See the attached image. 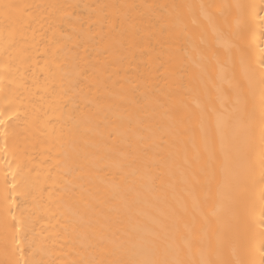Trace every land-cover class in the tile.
<instances>
[{
  "label": "bare ground",
  "instance_id": "1",
  "mask_svg": "<svg viewBox=\"0 0 264 264\" xmlns=\"http://www.w3.org/2000/svg\"><path fill=\"white\" fill-rule=\"evenodd\" d=\"M0 264H264V0H0Z\"/></svg>",
  "mask_w": 264,
  "mask_h": 264
},
{
  "label": "snow or ice",
  "instance_id": "2",
  "mask_svg": "<svg viewBox=\"0 0 264 264\" xmlns=\"http://www.w3.org/2000/svg\"><path fill=\"white\" fill-rule=\"evenodd\" d=\"M0 123H3V121H0Z\"/></svg>",
  "mask_w": 264,
  "mask_h": 264
}]
</instances>
